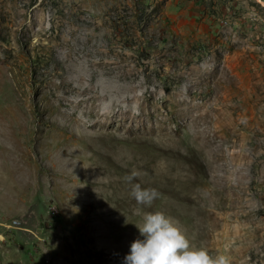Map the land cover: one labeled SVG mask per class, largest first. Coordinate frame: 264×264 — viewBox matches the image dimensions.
<instances>
[{"label": "rangeland", "instance_id": "obj_1", "mask_svg": "<svg viewBox=\"0 0 264 264\" xmlns=\"http://www.w3.org/2000/svg\"><path fill=\"white\" fill-rule=\"evenodd\" d=\"M156 211L264 264V0H0V264H122Z\"/></svg>", "mask_w": 264, "mask_h": 264}, {"label": "clouds", "instance_id": "obj_2", "mask_svg": "<svg viewBox=\"0 0 264 264\" xmlns=\"http://www.w3.org/2000/svg\"><path fill=\"white\" fill-rule=\"evenodd\" d=\"M136 175L133 171L125 179L131 182ZM129 195L138 205H150L159 197L155 188L139 183L131 184ZM136 227L142 238L131 243L122 264H231L226 254L213 257L205 248L193 247L178 222L163 212L146 213Z\"/></svg>", "mask_w": 264, "mask_h": 264}]
</instances>
